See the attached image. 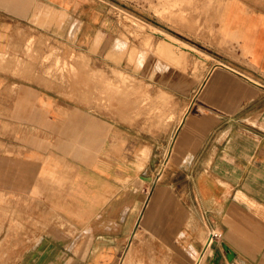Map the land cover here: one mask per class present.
<instances>
[{
    "label": "crops",
    "instance_id": "crops-1",
    "mask_svg": "<svg viewBox=\"0 0 264 264\" xmlns=\"http://www.w3.org/2000/svg\"><path fill=\"white\" fill-rule=\"evenodd\" d=\"M193 1L213 45L241 58L213 52L220 61L187 104L155 181L148 160L136 171L147 146L122 170L110 150L120 123L110 129L93 108L62 99L29 64L0 71V202L17 208L0 221L22 226L0 264H119L135 238L173 264H264V0ZM76 3L0 0V52L22 46L26 32L68 43L83 13ZM143 142L151 152L152 139ZM212 232L220 240L206 246Z\"/></svg>",
    "mask_w": 264,
    "mask_h": 264
},
{
    "label": "rangeland",
    "instance_id": "rangeland-1",
    "mask_svg": "<svg viewBox=\"0 0 264 264\" xmlns=\"http://www.w3.org/2000/svg\"><path fill=\"white\" fill-rule=\"evenodd\" d=\"M76 1L83 13L74 15L73 23L77 24L69 44L59 35L49 43L34 32H26L25 36L19 33L22 46L0 52V71L14 72L19 65L29 64L54 79L62 99L93 108L110 129L113 123H120V133L115 134L110 150L120 155L122 170L136 162V154L144 145L148 150L146 158L136 171L148 160L145 166L155 181L157 171L165 169L166 149L179 117L193 101L209 68L220 61L213 52L236 60L241 57L234 47L213 45L216 35L205 28V16L193 7V0H184L181 12L169 7L173 0H73ZM81 23L88 26V31H79ZM165 33L198 50V56L207 55L206 60L198 61L192 53L183 57L180 50L165 44ZM217 44L222 46L221 40ZM160 90L166 94L162 98L158 96ZM146 136L152 139L151 152L143 142ZM141 152L144 156V150ZM7 214L16 216V206L6 208L0 202V220ZM58 224L63 228L66 225ZM20 228L17 222L0 221V248L13 243L17 246L18 240L10 236H16ZM147 243L132 239L121 259L125 260L127 253L129 264H153L148 263ZM151 246L153 259L159 261L161 253Z\"/></svg>",
    "mask_w": 264,
    "mask_h": 264
},
{
    "label": "bare ground",
    "instance_id": "bare-ground-1",
    "mask_svg": "<svg viewBox=\"0 0 264 264\" xmlns=\"http://www.w3.org/2000/svg\"><path fill=\"white\" fill-rule=\"evenodd\" d=\"M182 2H184V0H173L172 2H171V4H168L169 5V7H173V8H177L178 9V12H181V9L179 10V7H180V5H181V3ZM169 9H171V8H169ZM148 27H150V26H148ZM154 30H156L155 28H154ZM160 32H162V31H160ZM163 33V32H162ZM166 34V33H165ZM162 36V35H161ZM166 36H167V38H165V36L163 37V39L167 42V43H169L171 46H173L174 48H176V49H178V50H180L181 52H183L184 54H187V53H192L194 56H195V58L196 59H198V61H205L206 59L204 58V57H200V56H198L197 54H196V52H199L198 50H196L195 48H193L192 46H190V45H187L186 43H183L182 41H180V40H178V39H176L175 37H172V35H169V34H166ZM201 54H203V53H201ZM141 56H143V55H141ZM187 56V55H186ZM192 57V56H191ZM186 58V57H185ZM210 61V60H209ZM194 62V61H193ZM217 63H219V62H217ZM251 81V80H250ZM189 105V104H188ZM188 105L186 106V108H185V111L188 109ZM185 111L181 114V116L179 117V120H178V124L180 125V123L182 122V119H183V117H184V115H185ZM168 150H169V147H168ZM168 150H167V152H166V154H165V157H164V162L166 163V158H167V154H168ZM60 216V215H59ZM58 219V222L59 223H61V224H66V222L63 220V219H61V218H57ZM65 219V218H64ZM193 219V218H192ZM66 220V219H65ZM188 221H190V220H188ZM189 223V222H188ZM191 223H192V221H191ZM190 225V224H189ZM193 227V226H192ZM154 241V240H153ZM152 242V241H151ZM161 244V243H160ZM205 244V243H204ZM147 248H146V254H147V258H148V260L150 261V262H148V263H153V264H173L172 263V261L170 260V255H163V256H161V259L159 260V261H156V260H154L153 259V250H152V244L150 243V242H148L147 244ZM207 246V245H206ZM165 247V246H164ZM161 248V247H160ZM167 248V247H166ZM161 249H163V248H161ZM156 252V251H155ZM132 253H133V251H132ZM154 255H155V253H154ZM127 256V257H126ZM125 260L124 259H121L122 261H121V264H129V262H130V256L129 255H127V253L125 254ZM145 258V257H144ZM160 258V257H159ZM200 259V258H199ZM198 259H196V261H197ZM200 261V260H199ZM143 262V261H142ZM139 264V263H138Z\"/></svg>",
    "mask_w": 264,
    "mask_h": 264
},
{
    "label": "built area",
    "instance_id": "built-area-1",
    "mask_svg": "<svg viewBox=\"0 0 264 264\" xmlns=\"http://www.w3.org/2000/svg\"><path fill=\"white\" fill-rule=\"evenodd\" d=\"M220 237L221 235L217 232L210 233L206 239V245H209L214 240H218Z\"/></svg>",
    "mask_w": 264,
    "mask_h": 264
},
{
    "label": "water",
    "instance_id": "water-1",
    "mask_svg": "<svg viewBox=\"0 0 264 264\" xmlns=\"http://www.w3.org/2000/svg\"><path fill=\"white\" fill-rule=\"evenodd\" d=\"M227 258H228V259L230 258V254H229V255L227 254Z\"/></svg>",
    "mask_w": 264,
    "mask_h": 264
}]
</instances>
